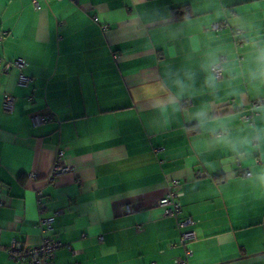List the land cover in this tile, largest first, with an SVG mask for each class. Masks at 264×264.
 <instances>
[{"label":"crops","instance_id":"obj_1","mask_svg":"<svg viewBox=\"0 0 264 264\" xmlns=\"http://www.w3.org/2000/svg\"><path fill=\"white\" fill-rule=\"evenodd\" d=\"M0 33V264L42 212L54 264H264V0H0Z\"/></svg>","mask_w":264,"mask_h":264},{"label":"built area","instance_id":"obj_2","mask_svg":"<svg viewBox=\"0 0 264 264\" xmlns=\"http://www.w3.org/2000/svg\"><path fill=\"white\" fill-rule=\"evenodd\" d=\"M226 21H219L217 23H213L210 25V29L212 31H219L221 30ZM239 32V31H237ZM3 33H0V41L3 37ZM221 60V59H220ZM25 62L22 59H16L12 61L11 63H7L5 70L12 68V67H22L24 66ZM211 72L213 73L215 77L221 76V66L220 63H216L211 68ZM28 78L24 75H20V82L21 84H27ZM6 107L10 110L12 107L11 105V97H7L5 101ZM260 101H256L252 103V108L259 105ZM52 115H34L32 119L33 126H39L43 125L49 121H51L53 118ZM52 169L49 174V178H52L59 173L62 174V172L69 170V167L64 164L62 154L59 151H57L55 156V161L52 165ZM243 176L249 175L250 172L246 169L240 172ZM174 184H176L175 181H172L171 186L168 187L166 193L163 196H160L157 200V206L159 207V210H161L163 216H169V217H176L181 212V205L178 202L179 194L174 189ZM37 196V204L39 205V208L42 209L43 203L42 198L43 194L41 191L36 192ZM3 201L0 200V204H2ZM37 222L38 229L45 233L40 239L41 242L36 246H25L22 243L11 239L10 245L5 248V252L8 254V256L15 260H22L27 262V264H54L53 257H54V250L60 248L62 246V243L57 241L56 239L52 238V235L49 233L52 229V224L54 221V214H43L40 213ZM192 221L189 219H183L179 220L178 225L179 227H183L187 224H191ZM195 238V233H193L192 230L188 231H182L180 232V243L184 244L186 241L192 240ZM190 254V251L186 250L183 257H178L175 259L174 264H186V255Z\"/></svg>","mask_w":264,"mask_h":264},{"label":"trees","instance_id":"obj_3","mask_svg":"<svg viewBox=\"0 0 264 264\" xmlns=\"http://www.w3.org/2000/svg\"><path fill=\"white\" fill-rule=\"evenodd\" d=\"M180 10H182V13H181V14H180V13H175L176 11L179 12ZM180 10H179V9H175V10H174L175 12L173 13V14H174L173 16L176 17V18H180L181 16L183 17V15H185V14L187 13V9H186V7H183V8L180 9Z\"/></svg>","mask_w":264,"mask_h":264}]
</instances>
